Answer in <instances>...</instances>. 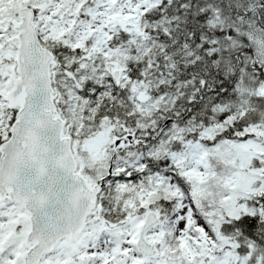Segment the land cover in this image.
Segmentation results:
<instances>
[{"label": "snow or ice", "instance_id": "obj_1", "mask_svg": "<svg viewBox=\"0 0 264 264\" xmlns=\"http://www.w3.org/2000/svg\"><path fill=\"white\" fill-rule=\"evenodd\" d=\"M0 264H264V0H0Z\"/></svg>", "mask_w": 264, "mask_h": 264}]
</instances>
